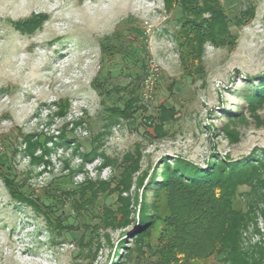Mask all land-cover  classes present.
<instances>
[{
    "label": "rangeland",
    "instance_id": "374dc122",
    "mask_svg": "<svg viewBox=\"0 0 264 264\" xmlns=\"http://www.w3.org/2000/svg\"><path fill=\"white\" fill-rule=\"evenodd\" d=\"M38 1L0 0V156L6 159L0 174V264H154L156 256L149 252L119 259L134 247L136 223L112 228L90 210L86 230L75 197L66 193L78 192L87 182L115 189L133 163L137 169L130 189L120 194L139 200L147 193L150 204L151 192L162 182V160L171 166L182 159L205 169L212 160L237 162L260 153L264 113L258 110L252 117L241 93L246 85L264 82V0H217L230 15L251 7L254 17L239 28L229 27L232 45L205 43L199 59L180 32L185 16L174 1ZM38 14L46 18L35 29L18 28ZM127 96L134 99L133 116L108 125L103 101ZM64 99L69 107L59 117L55 112ZM240 113L244 121L229 125ZM227 128L237 133L233 142L226 139ZM62 133L71 143L55 146ZM22 135L51 137L44 157L48 165L30 163ZM92 150L102 156L82 163L81 155ZM105 158L111 164L99 170ZM3 176L40 203L54 204L64 228L50 233L41 216L12 201ZM117 196L100 194L95 213L115 209ZM255 224L263 236L260 216ZM169 225L165 216L157 220L145 243L159 248L169 238ZM253 230L252 224L244 232V247L264 240ZM194 263L218 264L215 256Z\"/></svg>",
    "mask_w": 264,
    "mask_h": 264
},
{
    "label": "trees",
    "instance_id": "16d2710c",
    "mask_svg": "<svg viewBox=\"0 0 264 264\" xmlns=\"http://www.w3.org/2000/svg\"><path fill=\"white\" fill-rule=\"evenodd\" d=\"M164 1L167 5L172 1L177 3L185 16L180 32L184 34L185 42L189 44L191 53L197 59L202 56L205 43L213 47L232 45L235 36L232 35L229 27L232 25L239 28L254 17V10L251 7L230 15L217 0ZM42 20L43 18L36 16L19 24L18 28L30 32L39 26ZM101 48L104 54L106 46L102 44ZM134 77H137V73ZM257 82L259 83L257 87L246 85L241 93L252 117L257 115L258 110L264 113V82L263 80ZM92 85L95 89L99 88L96 80ZM108 91L109 89L104 90L105 93ZM63 102V106L59 105L58 111L55 112L59 117H65L69 107L67 99ZM103 104L105 121L110 126L119 120L130 119L135 111L134 99L131 96L118 98L115 102L107 99ZM161 111L166 113L164 109ZM165 116L166 114H163V118ZM256 119L259 120V117ZM261 120L264 125V118ZM243 121L241 113L235 114L234 118L229 119V125L233 126ZM223 131L227 140L230 142L236 140L235 131H229V128ZM157 132L161 135L162 129L157 128ZM59 138L61 140L55 142V146L71 143L65 140L63 133ZM48 140H51V137L21 136V141L25 144L23 153L28 155L31 164H49L44 159L51 151L46 146ZM74 148L77 153L78 146ZM37 149L41 150L40 155L35 154ZM96 156L102 154L92 150L81 155L82 163L91 162ZM161 162L163 163L162 182L156 184V188L151 192L150 198L153 202L150 204L146 202L147 193H144L139 200L122 197L120 194L130 189L132 175L137 169V165L133 163L124 172L115 189H109V184L105 182H87L78 192L66 193L67 197H75L73 205L76 211H82L80 214L82 228L86 230L88 228L85 219L88 218L90 210L105 226L112 228H125L136 223L132 233L134 247L131 250L126 249V255H119V259L126 260L132 252L137 254L136 258L149 252L156 256L154 264H195V260L210 256H215L218 264H264V240L247 247L243 245V234L252 224L253 232L264 237L255 224L257 216H260L264 229V149L256 155L237 162H232L228 158L212 160L205 169L182 159H176L171 166L164 160ZM110 164L111 161L105 158L99 170ZM5 168L6 159L0 156V174ZM73 174L74 172H71V175ZM2 181L10 199L18 206L29 207L36 216H41L50 233L55 228H64L55 218L54 204L40 203L39 198L24 191L22 185L12 178L3 176ZM139 181L138 185H141ZM242 187H245L246 191L239 193ZM216 190L218 193L215 192ZM111 192L118 193L115 209L103 208V216L95 213V207L99 205V195L102 193L108 195ZM239 197L244 199V204H237ZM154 198L159 199L155 201ZM135 205H138L136 220L133 218ZM163 216L170 221L169 226L172 230L166 242L160 244L159 248L153 249L144 240L149 238L155 222ZM118 264L123 263L120 261Z\"/></svg>",
    "mask_w": 264,
    "mask_h": 264
},
{
    "label": "bare ground",
    "instance_id": "6f19581e",
    "mask_svg": "<svg viewBox=\"0 0 264 264\" xmlns=\"http://www.w3.org/2000/svg\"><path fill=\"white\" fill-rule=\"evenodd\" d=\"M31 2H32V5H33V2H35V3H37V2H39L38 0H30ZM16 2V0H14V3ZM13 3V4H14ZM12 5V4H11ZM40 17V18H43V20H44V18H46V15H44V14H38V15H35L34 17ZM10 253V252H9Z\"/></svg>",
    "mask_w": 264,
    "mask_h": 264
}]
</instances>
